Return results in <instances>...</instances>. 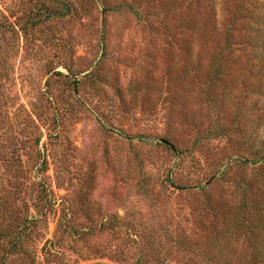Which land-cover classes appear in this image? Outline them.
Returning <instances> with one entry per match:
<instances>
[{
	"label": "rangeland",
	"instance_id": "rangeland-1",
	"mask_svg": "<svg viewBox=\"0 0 264 264\" xmlns=\"http://www.w3.org/2000/svg\"><path fill=\"white\" fill-rule=\"evenodd\" d=\"M200 1L0 0V264H264V35Z\"/></svg>",
	"mask_w": 264,
	"mask_h": 264
},
{
	"label": "trees",
	"instance_id": "trees-1",
	"mask_svg": "<svg viewBox=\"0 0 264 264\" xmlns=\"http://www.w3.org/2000/svg\"><path fill=\"white\" fill-rule=\"evenodd\" d=\"M247 1H248V3H250L251 9H250V7H247L246 12L243 15L237 7L236 9L231 11L230 17L232 20H236L237 19L236 16H239L241 18V21H243L244 19H248L247 24H249L250 30L256 32V34L259 35L258 38H262V36L264 35V32L259 30V26H258V30H256L255 24L260 25V28L263 29V26H264V0H247ZM212 3H213V0H201L199 2L198 9L202 10L203 15H204L203 18L205 20H201V23H200L199 20L197 21V20H195V18H193L194 16L192 18H190V17L185 18L184 17L182 20L181 26H180L181 33L182 34H189L191 37H196V38L208 37L209 35H211V32L212 33L214 32V29L212 28V26L211 27L209 26L210 22H212L214 20ZM255 9H258V11H255ZM227 10L228 9H226V13L224 12L225 16L227 15ZM254 12H257V14H255ZM204 47L205 46H200L201 52L205 51V53L208 54V48H204ZM224 48H227V45L221 49L223 50ZM222 70H223V67H222ZM218 72L219 71H217L216 73H218ZM219 75H220V73L215 74L212 77V81H214L215 79H218Z\"/></svg>",
	"mask_w": 264,
	"mask_h": 264
}]
</instances>
